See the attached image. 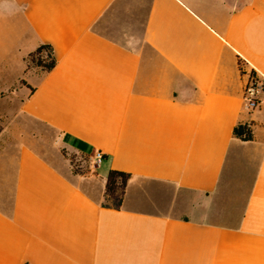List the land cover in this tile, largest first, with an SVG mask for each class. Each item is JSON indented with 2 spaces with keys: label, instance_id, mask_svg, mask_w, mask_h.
I'll return each mask as SVG.
<instances>
[{
  "label": "crops",
  "instance_id": "1",
  "mask_svg": "<svg viewBox=\"0 0 264 264\" xmlns=\"http://www.w3.org/2000/svg\"><path fill=\"white\" fill-rule=\"evenodd\" d=\"M118 1L0 0V264H264V0H145L121 40L102 31ZM40 45L49 72L27 66Z\"/></svg>",
  "mask_w": 264,
  "mask_h": 264
},
{
  "label": "rangeland",
  "instance_id": "2",
  "mask_svg": "<svg viewBox=\"0 0 264 264\" xmlns=\"http://www.w3.org/2000/svg\"><path fill=\"white\" fill-rule=\"evenodd\" d=\"M147 3L145 0H119L104 18L103 33L121 40L127 32L140 33L142 21L145 17ZM47 52L43 51L40 56L28 60L29 66H34L41 59L47 62ZM49 147L56 150V155L63 159L73 175H82L92 169L91 159L74 154L57 146V139L50 137Z\"/></svg>",
  "mask_w": 264,
  "mask_h": 264
},
{
  "label": "trees",
  "instance_id": "3",
  "mask_svg": "<svg viewBox=\"0 0 264 264\" xmlns=\"http://www.w3.org/2000/svg\"><path fill=\"white\" fill-rule=\"evenodd\" d=\"M43 51L47 52V62L39 59L35 63V67H39L45 72L51 71L56 65V60L53 56L52 48L48 45H40L32 54H30L26 59L27 66H29L28 60H31L36 56H40ZM238 64L240 66L242 65L241 62H238ZM249 75L253 76L254 73H249ZM21 83L23 85L25 84L23 81ZM232 133L235 138H238L241 141L252 140L250 126L247 124H239L235 126ZM129 178L130 175L124 172L113 170L108 172L104 187V203L102 204V207L114 210H119L121 208L124 191Z\"/></svg>",
  "mask_w": 264,
  "mask_h": 264
},
{
  "label": "built area",
  "instance_id": "4",
  "mask_svg": "<svg viewBox=\"0 0 264 264\" xmlns=\"http://www.w3.org/2000/svg\"><path fill=\"white\" fill-rule=\"evenodd\" d=\"M262 91L263 85L260 79L255 74L253 76L248 75L242 91V101L247 110L252 111L258 107ZM102 159L103 156L99 152L93 156L95 164H99Z\"/></svg>",
  "mask_w": 264,
  "mask_h": 264
}]
</instances>
